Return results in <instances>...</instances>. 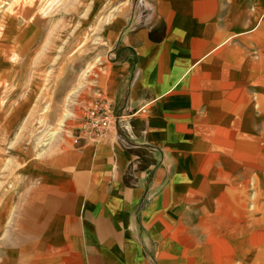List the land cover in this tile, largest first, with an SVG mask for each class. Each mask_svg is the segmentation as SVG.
I'll return each instance as SVG.
<instances>
[{"label": "crops", "instance_id": "1", "mask_svg": "<svg viewBox=\"0 0 264 264\" xmlns=\"http://www.w3.org/2000/svg\"><path fill=\"white\" fill-rule=\"evenodd\" d=\"M97 1L100 145L33 123L45 18L0 11V264H264V0Z\"/></svg>", "mask_w": 264, "mask_h": 264}, {"label": "rangeland", "instance_id": "2", "mask_svg": "<svg viewBox=\"0 0 264 264\" xmlns=\"http://www.w3.org/2000/svg\"><path fill=\"white\" fill-rule=\"evenodd\" d=\"M30 8L45 18L38 22H44L48 30L44 44L29 59L30 75L44 83L33 123L42 124L51 105V112L56 115L48 118L57 121L53 125L54 135L63 139L76 136L82 97L87 94L92 71L100 68L108 56L101 36V27L106 24L102 3L97 0H0V11L18 14L19 22H24L21 17ZM64 94L65 99H59ZM37 134L23 131L20 138L35 141Z\"/></svg>", "mask_w": 264, "mask_h": 264}, {"label": "built area", "instance_id": "3", "mask_svg": "<svg viewBox=\"0 0 264 264\" xmlns=\"http://www.w3.org/2000/svg\"><path fill=\"white\" fill-rule=\"evenodd\" d=\"M114 119L111 106L105 100L97 98L82 108L77 136L92 145L111 143L114 140L112 134Z\"/></svg>", "mask_w": 264, "mask_h": 264}]
</instances>
